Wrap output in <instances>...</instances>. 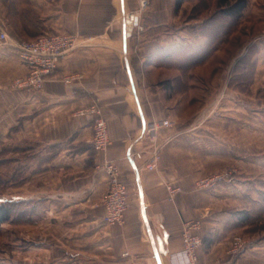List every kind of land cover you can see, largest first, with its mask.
I'll return each mask as SVG.
<instances>
[{
	"label": "crops",
	"instance_id": "1",
	"mask_svg": "<svg viewBox=\"0 0 264 264\" xmlns=\"http://www.w3.org/2000/svg\"><path fill=\"white\" fill-rule=\"evenodd\" d=\"M137 2L0 0V32L8 34L0 38V144L39 164L9 202L43 203L39 219L8 223L19 224L24 240L11 242L9 263L174 264L185 223L200 219L197 264H225L235 235L250 241L235 264H264V0H251L212 54L185 69L160 58L182 45L205 46L219 0H184L177 12L176 0H150L146 31L129 35L126 12ZM72 33L80 35L78 47L41 89L15 85L30 72L20 41ZM72 74L81 79L64 83ZM221 96L227 99L208 111ZM93 102L108 121L110 145L101 153L92 116L79 112ZM157 152V168L149 170ZM108 163L128 190L123 224L104 221ZM228 168L217 182L199 184ZM168 184L181 187L172 201ZM241 210L252 213L245 224Z\"/></svg>",
	"mask_w": 264,
	"mask_h": 264
},
{
	"label": "built area",
	"instance_id": "2",
	"mask_svg": "<svg viewBox=\"0 0 264 264\" xmlns=\"http://www.w3.org/2000/svg\"><path fill=\"white\" fill-rule=\"evenodd\" d=\"M149 0H139L141 9L148 6ZM134 15V14H132ZM133 20V16L129 19L127 16V23L133 22L132 27H140L139 16ZM127 28V27H126ZM141 28V27H140ZM0 38L4 41L8 39V34L5 31L0 32ZM80 35L78 34H44L34 39H25L16 46L19 57L30 67V72L25 78L15 80V85L26 87L29 89H41L48 78L54 75L58 68L59 60L67 52L78 47ZM81 79V75L72 74L62 78L63 82L70 85ZM82 115L89 114L94 121V136L93 147L95 151L101 153L105 151L110 145V136L107 116L103 107L96 102L89 106L80 109ZM165 126L171 123L168 120L163 121ZM157 124H152L149 130H155ZM131 156L142 158V153H134ZM160 160L159 153H155L147 167L149 170L157 168ZM107 173L110 177L109 188L103 197V204L106 215L104 221L111 225L123 224L125 221V214L129 206L128 190L125 184L120 180V171L116 163H109L106 167ZM222 176H215L212 178L202 179L200 185H210ZM167 190L169 199L174 200L176 194L181 190L179 186L168 184ZM203 223L200 219L185 223L182 241L183 249L180 253L174 255V264H197L198 251L204 245V238L200 234ZM250 246L249 242L241 235H235L228 249L229 258L225 264H235L236 259L240 257Z\"/></svg>",
	"mask_w": 264,
	"mask_h": 264
},
{
	"label": "trees",
	"instance_id": "3",
	"mask_svg": "<svg viewBox=\"0 0 264 264\" xmlns=\"http://www.w3.org/2000/svg\"><path fill=\"white\" fill-rule=\"evenodd\" d=\"M184 0H176L175 11H179ZM250 0H219L218 9L215 17L208 25V42L205 46L192 49L190 46L182 45L172 51H164L161 62L170 61L185 69L195 67L203 63L213 52L218 42L226 38L235 27L238 21L244 16ZM241 64L247 65L248 59H242ZM16 185V184H15ZM43 203L37 201L30 202H7L0 204V227L6 223L30 222L40 218V210ZM239 222L247 223L252 213L248 210H241L236 213ZM0 264H14L9 262H0Z\"/></svg>",
	"mask_w": 264,
	"mask_h": 264
},
{
	"label": "rangeland",
	"instance_id": "4",
	"mask_svg": "<svg viewBox=\"0 0 264 264\" xmlns=\"http://www.w3.org/2000/svg\"><path fill=\"white\" fill-rule=\"evenodd\" d=\"M149 5H150V0L148 3V6L145 7L144 9H141L139 0H138L137 7L135 9L130 10V11L127 10L126 13L131 12L132 14L139 16V19H140L139 22H140V27H141V28L132 27L129 35L131 33L132 34L134 33L136 35L137 34L142 35L146 31V25H145V22L143 21V16L145 15ZM262 10L264 11V9ZM252 16L253 15H251L250 13V17ZM260 31H261V34L264 36V27H262ZM222 98L223 96H221V98L219 99H216V100L214 99L215 104L211 105L210 108H208V111L214 112L217 109V103H219V101L222 100ZM226 99L227 97H225V99L222 101H225ZM19 145H21L22 147L24 146V144H19ZM13 147L14 146L13 145L10 146L8 142L0 144V204L7 203L9 202V199L14 198L13 196L10 195V194L15 193L14 189L16 187L19 188V187L25 186L28 182L32 181V179L36 176V173L39 172V167H38L39 164H36L37 162H35L36 165H34L33 156H30L32 154H29L26 152L22 153V152L12 151ZM232 171H233V168L232 169L228 168L224 173L220 174V176H226L227 174H230V172ZM208 178H212V177H208ZM109 180H110V177H109ZM176 186H179V185H176ZM260 211L261 210L258 209L256 213ZM260 225H263V224H258V226ZM11 229H13L12 232H11ZM20 229L21 227L19 226V224H18V228L17 226L16 228L14 226H10V224L8 223L0 227V262H9L11 250L13 248L12 245L14 244L11 242H14V240L16 239L19 245L24 244L23 243L24 240L22 238H19L22 232ZM241 236H243L250 244V241L248 240L246 236L244 235H241ZM11 257L14 258L12 255Z\"/></svg>",
	"mask_w": 264,
	"mask_h": 264
},
{
	"label": "bare ground",
	"instance_id": "5",
	"mask_svg": "<svg viewBox=\"0 0 264 264\" xmlns=\"http://www.w3.org/2000/svg\"><path fill=\"white\" fill-rule=\"evenodd\" d=\"M130 13H131V12H130ZM131 14H132V13H131ZM127 16H128L129 19L131 18V16H130L129 14H128ZM132 16H133V17H132L133 20H135V19L137 18V16H136L135 14L132 15ZM129 22H130V21H129ZM131 25H133V22L131 23Z\"/></svg>",
	"mask_w": 264,
	"mask_h": 264
}]
</instances>
